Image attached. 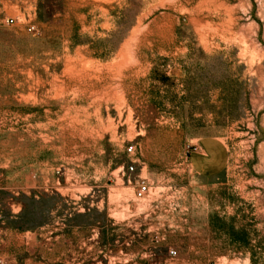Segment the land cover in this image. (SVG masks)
Wrapping results in <instances>:
<instances>
[{
	"label": "rangeland",
	"instance_id": "rangeland-1",
	"mask_svg": "<svg viewBox=\"0 0 264 264\" xmlns=\"http://www.w3.org/2000/svg\"><path fill=\"white\" fill-rule=\"evenodd\" d=\"M0 258L264 264V0H0Z\"/></svg>",
	"mask_w": 264,
	"mask_h": 264
},
{
	"label": "crops",
	"instance_id": "crops-1",
	"mask_svg": "<svg viewBox=\"0 0 264 264\" xmlns=\"http://www.w3.org/2000/svg\"><path fill=\"white\" fill-rule=\"evenodd\" d=\"M187 161L199 176L212 177L224 170L228 153L222 141L215 137H208L198 143L196 150L189 151Z\"/></svg>",
	"mask_w": 264,
	"mask_h": 264
},
{
	"label": "built area",
	"instance_id": "built-area-1",
	"mask_svg": "<svg viewBox=\"0 0 264 264\" xmlns=\"http://www.w3.org/2000/svg\"><path fill=\"white\" fill-rule=\"evenodd\" d=\"M6 22L12 23L13 19L8 18V19H6ZM27 29H28V31H34L35 27L33 25H31V26H28ZM196 148H197L196 146H193L192 150H196ZM132 150H133L132 145L128 146L127 151L129 153H131ZM132 171H134V167L131 163L127 168V172L130 173ZM148 190H149L148 184L144 180L140 179V180L136 181V187H135V192H134L135 198H143L146 195V193L148 192ZM170 253L174 254V251H170ZM0 264H6V261L3 258H0Z\"/></svg>",
	"mask_w": 264,
	"mask_h": 264
}]
</instances>
